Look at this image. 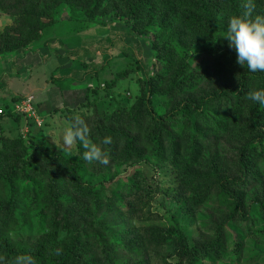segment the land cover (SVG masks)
Instances as JSON below:
<instances>
[{"label": "trees", "instance_id": "obj_1", "mask_svg": "<svg viewBox=\"0 0 264 264\" xmlns=\"http://www.w3.org/2000/svg\"><path fill=\"white\" fill-rule=\"evenodd\" d=\"M12 1L0 0V10L8 15H14L13 12L16 10L7 6ZM40 1L42 0H20L22 3L17 7H24L26 4L34 5ZM58 1L61 3L59 8L68 6L71 19L75 23L73 17L75 10L73 9L77 8L74 1ZM91 1H93L92 4L94 3L99 7L106 0ZM119 1L124 4L132 18L138 16L144 9H148L150 2V0H134L133 3H131V0ZM235 1L229 0V4L234 15H238L241 11H239ZM158 2L165 7V13L161 16L159 28L155 33H151L150 26L146 29L148 33H144L142 30L137 31L136 28L132 27L126 29L125 36L114 25L110 27L104 22H98L91 19V17H87L88 22L78 21L80 25L73 23L74 38H78H76L77 45L68 47L59 39L56 41L47 40L44 43L46 48L51 46L56 48V56L59 58L65 56L69 60V67L57 68L48 80V84L59 88L63 93L78 87L85 89L87 91L86 101L90 100V95L97 93V89L92 88V85L106 78L104 75L111 68L114 60L135 58V62L138 64L137 67L143 64V56L147 52V45L142 39L146 37L145 34L150 32L147 37L150 39L149 46L153 52V57L161 62L166 59L162 63H165L167 68L177 69L172 73L171 87L164 94L172 95L173 92H176L183 95L188 94V98L183 99L173 110L160 113L156 109L153 99L154 96L163 94L158 93L161 84L158 85L153 79L151 81L148 79L141 81L142 95L139 98V107H145V114H142L144 123L139 125L138 131L143 132L145 129L150 130L156 127V132L150 142L155 147L153 156L158 162L163 161L165 156H169L166 150L161 147L162 140L166 139L171 146L170 152L172 155L170 160L176 169L181 167L183 169L186 166V169L195 172L203 168L204 165L202 164L209 158L205 164L208 166L201 170L203 174H198L201 180L200 183L212 184L211 188L217 189L219 195L231 203V206H233L231 210L233 211L227 223L232 221L233 225L239 224L250 234L255 233L260 226L264 225V217L261 215V211L264 212V202L257 198L250 200L249 195L255 193L260 185L264 184V105L254 103L246 99L245 96L249 90L264 89V72H250L246 65L242 67L237 64L238 67H235V72H237L238 79L236 76L235 83L225 85L219 90L211 89V91L197 97L194 94L196 86H199L200 82L206 80V78L221 77L225 73V68L229 65L230 57L236 56L235 50L228 46L226 39L222 38L227 27L219 18L220 8L217 5V0H159ZM17 4L18 1H16ZM93 7L91 5L90 16L95 12ZM176 7L192 10L193 14L179 13ZM36 9L29 10L27 8L15 21L14 25L11 24V26L5 28L0 37L6 31L8 33L12 32L14 36L6 35L4 38H0V58L19 52L25 54L37 42L44 39L43 35L46 36L47 31L52 29L58 14L56 11H53L54 21L40 23V27L37 28L31 38H26L29 34L26 37L22 35L23 32L27 31L25 27L29 25V22L38 19V15L35 13ZM178 13L179 16H177ZM173 17L183 18L190 25L197 38L206 40L208 50L196 56L188 54L181 47L183 45L181 40L172 36L170 24L167 27L168 20ZM21 37L26 38V40H15ZM113 51L119 52V57H114ZM174 65L175 67H173ZM145 69L142 65L144 73H146ZM130 72L128 70L124 74L118 73L117 78H126ZM104 87L105 90L108 89L109 94H112L114 88L111 85H104ZM23 99L19 96H13L8 101L4 100L3 105L0 106L2 111L0 122L14 119L18 125H24L22 120L24 116L14 112L15 105L21 103ZM85 108L88 109V105L81 107L83 115H87ZM77 112L75 113L77 114ZM175 118H183L189 124L181 129L182 132L178 136L169 126ZM69 119L71 120V117ZM85 120L88 122L90 118H85ZM233 121L238 122L236 130L241 132L244 139L239 142L235 141L237 147H234L231 151V155L236 154L235 162L224 163L225 159L222 158L219 149L221 147L220 143L222 139H227L226 137L230 136L231 129L234 127H232ZM109 131L112 136L115 135L113 130ZM183 131L185 132L183 133ZM40 138L36 137L33 139L34 141H31V144L25 143L23 139L19 138L21 140L17 142L22 144L24 153L17 155V160L14 162H10L5 157H2L1 161L0 157V171H9L7 175H1L0 178L1 187L9 190V198L0 202V219L1 215H4L2 218L6 221L3 224L0 222V226L5 229L12 217H20L23 221L24 216H22L19 206L24 203L23 197L30 195L28 194L30 190H33L34 193H45L50 206L39 214L36 224H38L39 231H43L45 226L51 228V233L47 235V239L51 243L55 242V252L58 249L61 250L60 254L53 257L49 264L96 263V259L89 258L90 251L86 249L87 232H90V230L86 228L87 231H79L73 221V213L67 209L69 199L64 195V192L69 176H71L77 192L87 193L93 198L94 201L90 203L96 209H101V194L99 193L103 192L108 195L109 188L113 185H123L125 187L129 198L126 200L119 197V204L126 208L127 216L135 223L137 247L131 244L133 247L130 255L137 254L140 258L139 264L150 263L149 258L145 259L141 250L149 253V249L155 246H158V248L167 247L173 239L177 242L178 253L175 258H170L166 264H199L200 256L206 258L210 250L219 251L222 254L223 249L226 248L225 246L231 242L230 238L232 239L231 245L233 243L237 250L240 249V235L235 233L234 230H228L227 223L219 227L216 238L207 247H192L178 221L172 218L173 227L166 230L164 218L156 211H151L150 201L155 196V190L151 187H148L149 190L145 192L140 190V187H135L131 180L122 181L121 179L110 186L84 185L77 163L65 158L63 154L52 153L49 149L50 143L48 140ZM135 140L136 138L131 136L127 138L125 156L129 161L141 160L148 156L150 152L148 149H138L139 144ZM33 142H37L36 145L38 146L33 147L36 146ZM31 147L37 149L35 151L37 153L36 157L33 153H30ZM77 149L79 154L82 155L84 149L79 142ZM214 149L217 150L216 154L212 153ZM210 155H213V157L210 158ZM93 164H95V173L102 172V170L106 171L108 168L105 164L99 162ZM21 179L23 183L20 181ZM19 183H22L23 186L21 187ZM111 194L112 196H108H115L113 191ZM50 213L53 217H49ZM92 217L98 220L97 215ZM24 226L27 227L28 225L24 223ZM2 229H0V255L12 259L18 254H28L18 249L17 245L11 244L2 233ZM102 229H104V226ZM63 232L67 233L68 236L58 242L59 236ZM96 233L98 234V231ZM232 233L236 235L232 236L233 238L230 235ZM101 234L102 232L98 234V237L102 236ZM107 244V239H101L97 250L99 252L104 251L107 254ZM29 255L34 258L35 264L43 260L41 253L35 255L29 253ZM105 258L111 262L109 254L107 257L105 255Z\"/></svg>", "mask_w": 264, "mask_h": 264}, {"label": "rangeland", "instance_id": "obj_2", "mask_svg": "<svg viewBox=\"0 0 264 264\" xmlns=\"http://www.w3.org/2000/svg\"><path fill=\"white\" fill-rule=\"evenodd\" d=\"M16 1H18L17 5ZM73 1L77 8L73 9L75 10L73 12L75 23L71 19V12L68 6L59 8L61 3L58 0H42L34 5L26 4L24 7H17L22 3L20 0H13L7 6L16 10L13 12L14 15H8L0 10L1 35L5 28L11 26V24L14 25L15 21L19 19L27 8L29 10L37 8L35 13L38 15V19L29 22V25L25 27L27 28V33L23 32L22 34L24 37L29 34L26 38H31L34 35L37 28L40 27V23L54 21L52 17L53 11L58 13L54 26H51L52 29L47 31V35H43L44 39L32 46L31 50L26 52L24 56H19L20 53H18L0 58V77L3 76L4 78L0 79L2 88L0 106L4 103L2 97L7 96L6 93L9 91L25 94L29 91L32 92L35 86L40 89L45 88L47 85L45 81L51 77V70L54 72L58 68L60 61L55 59L56 48H52V46L46 48L44 43L47 40L56 41L59 39L68 47L77 45L78 38H74V24L80 25L78 21L88 22L87 17H91V19L104 22L110 27L114 25L118 28L117 30H120L126 36V29L132 27L136 28L137 31L142 30V32L148 33L146 29L150 26L151 33H155L159 28V20L165 13V7L158 2L159 0H150L148 9H144L141 13L139 12L140 14L134 18L129 15L128 10L119 0H106L99 7L94 3L92 4L93 1L91 0ZM133 2L134 0H131V3ZM235 3L239 11L242 12L241 4L243 0H236ZM255 3L256 12L254 15L264 14V0H255ZM91 5L94 6L93 10L95 11L92 15L93 17L89 15ZM217 5L220 8L219 18L227 27L229 18L234 15L229 0H217ZM30 7L32 8L30 9ZM176 8L179 13L193 14L192 10L187 8ZM179 13L177 16H179ZM169 24L172 36L181 40L183 44L181 47L188 54L196 56L208 50L206 40L197 38L190 25L183 18H170L167 27ZM149 34H145L146 37L142 39L147 45V52L143 56L142 64L146 68V73L143 72L142 65L137 67L138 64L135 62V58L114 60L111 68L104 75L106 78L92 85V88L97 89V93L90 95V100L86 101L87 91L78 87L63 93L67 108L56 115L45 114V120L47 121L40 116V109L34 101L33 106L37 118H29L23 115V126L18 125L14 119L0 122L1 161L2 157H5L10 162H14L17 160V155L24 153L22 144L17 142L18 140L23 139L25 143L31 144V141H34L33 139L36 137L46 138L50 143L49 149H51L52 153L63 154L65 158L77 163L84 185L110 186L121 179L122 181L131 180L135 187H140V190L145 192L149 190L148 187H151L155 190V196L150 201V209L151 211H156L164 218L166 230L173 227L171 220L175 219L184 229L192 247H207L216 238L219 227L227 223L233 211L231 210V208L233 209L231 203L220 196L217 189L211 188L212 184L200 183L201 180L198 174H203L201 170L208 166L205 164L209 158L202 164L204 167L198 171L188 170L186 166L183 169H181L182 167L176 169L170 160L172 155L170 152L171 146L166 139L162 140L161 147L166 150L169 156H165L161 162H158L153 156L155 147L150 142L156 132V127L150 130L145 129L143 132L138 131L139 125L144 123L142 114H145V107H139V98L142 95L141 81L146 79L151 81L153 79L158 85L161 84L158 88V93L163 94L154 96L153 99V103L160 113L173 110L183 99L188 98V94L183 95L176 92H173L172 95L164 94L171 87L172 73L177 69L167 68L165 63H162L166 59L161 62L153 57V52L149 46L150 39L147 37ZM6 35L14 36L12 32L8 33L6 31L0 38H4ZM26 38L21 37L15 40L22 41L26 40ZM44 51L46 52L44 53ZM46 53H49L50 57L44 56ZM112 54L117 58L120 53L113 51ZM45 58H48V60H45ZM235 67H238L236 56H231L229 65L225 68V73L221 77L217 78V76H214L211 79L206 78V80L200 82V85L196 86L194 94L200 97L207 91H211V89L219 90L225 85L235 83L237 76ZM128 70L131 72L128 73L126 78H117L118 73L124 74ZM10 71L12 72L10 73ZM104 85H111L114 88L112 94H109L108 89L105 90ZM86 104L89 108H85V112L88 113L90 111L92 113L91 116L83 115L81 107L87 106ZM75 112L84 119L90 118L87 122L91 129L90 138L108 155L109 163L106 165L108 167L106 171L102 170V172L95 173V164L89 165L80 159L79 155H77L79 153L77 149L78 143L71 149H65L62 142L63 130L69 125L71 121L69 118L76 115ZM237 123L233 121L232 127H234L231 129L230 136L226 137L227 139H222L220 143L221 147L219 149L221 150L222 158L225 159L224 163L235 162L236 154L231 155V151H233L234 147H237L235 141L239 142L244 139L241 136V132L236 130L238 128ZM188 125L185 119L175 118L169 126L178 136L182 132L181 129ZM109 130H113L115 135L112 136ZM130 136L136 138L135 141L139 144L138 149H148L150 151L148 156L141 160L129 161L126 159L127 138ZM105 137H111V144L104 145L101 143ZM33 144L36 145L37 142H33ZM33 147L29 151L36 157L37 153L35 151L37 149H32ZM216 152L217 150L214 149L212 153L216 154ZM211 157L213 155H210ZM4 162L6 161L4 160ZM8 172V170L0 171V178L1 175H7ZM20 181L23 183L22 179ZM22 183H19L21 187L23 186ZM65 188L64 195L69 199L67 209L73 213V221L76 227L79 231H87L86 228L90 230V232H87L88 241L86 243V249L90 251L89 258L96 259L95 264H139V256L137 254L130 255L133 247L131 244L137 247L135 223L127 216L126 208L119 204V197L126 200L129 198L125 187L123 185H113L109 188L108 195L112 196L111 192L113 191L115 193L113 197H109L103 192L99 193L101 194V209H96L94 205L92 206L90 202L94 200L87 193L76 191L71 176H69L68 184ZM28 194L30 195L24 196V203L19 206L20 212L24 216L23 221H21L20 217H12L8 221L7 227L2 229L0 226V229L8 238V241L17 245L21 251L34 255L41 253L43 260L36 262V264H49L51 259L56 257L55 242L51 243L47 239V235L51 233V228L45 226L43 231H39L36 223L37 217L50 206V202L45 193H34L33 190H30ZM8 198L9 190L0 185V202ZM255 198L264 202V184H261L255 193L249 195L250 200ZM261 213L262 217H264L263 210ZM93 215H97L98 220L102 224L94 219ZM2 217L4 215H1V224L6 222ZM49 217H53V215L50 213ZM24 223L28 226L25 227ZM227 224L228 230H234L235 233L240 235V249L237 250L233 243L231 245L232 239L230 238L231 242L225 246L226 248L223 249L222 254L219 251L210 250L206 258L200 256L199 264H264V225L260 226L255 233L250 234L239 224L233 225L232 221ZM103 226L104 229H102ZM96 231H98V234L102 232V236L98 237ZM230 235L231 237L236 236L233 233ZM67 236V233H61L58 242ZM101 239H107L108 241L107 254L104 251L99 252L97 250ZM167 247L158 248V246H155L149 249V253L143 250L141 252L145 259L149 258V264H166L170 258H175L178 253L176 240L173 239ZM108 254L111 256V262L105 258V255L107 257Z\"/></svg>", "mask_w": 264, "mask_h": 264}, {"label": "clouds", "instance_id": "obj_3", "mask_svg": "<svg viewBox=\"0 0 264 264\" xmlns=\"http://www.w3.org/2000/svg\"><path fill=\"white\" fill-rule=\"evenodd\" d=\"M243 11L233 15L228 20L226 32L223 39H226L228 46L236 52V62L242 67L247 66L250 72H264V14H255V0H243L241 4ZM238 79V76H237ZM246 99L264 105V89L249 90ZM88 116L92 113L89 111ZM91 129L86 120L76 114L71 118L69 125L63 130L62 142L65 149H71L78 142L84 151L79 155L80 159L91 165L99 162L107 165L109 163L107 153L91 138ZM111 137H105L101 143L111 144ZM61 250L56 251V255ZM0 264H35L34 258L29 254H18L9 259L0 255Z\"/></svg>", "mask_w": 264, "mask_h": 264}, {"label": "crops", "instance_id": "obj_4", "mask_svg": "<svg viewBox=\"0 0 264 264\" xmlns=\"http://www.w3.org/2000/svg\"><path fill=\"white\" fill-rule=\"evenodd\" d=\"M46 51H44L45 53ZM19 56H24V53L19 52ZM18 54V53H17ZM55 54V53H54ZM50 57V54H44V56ZM48 60V58H45V60ZM56 60H59L60 62L58 63V68H68L69 67V60L67 57H61L59 58L58 56L55 57ZM57 69V68H56ZM55 69V70H56ZM109 71V70H108ZM12 71H10L11 73ZM51 73H53V70H51ZM52 75V74H51ZM50 75V76H51ZM0 77V79H2ZM51 77L47 78L45 83L47 84L45 88H37L36 86L33 87L32 92H26L25 94L19 93V92H14V91H9L7 92V96H3L2 99L8 101L10 100L13 96H19L22 98H26L28 96H33L34 101L37 104V106L40 109V116L44 118L45 120V114H50V115H56L57 113H61L62 110H65L67 108L65 101H64V95L63 92L51 85L48 84V80ZM4 79V78H3ZM1 84H0V92H1ZM55 113V114H54ZM47 121V120H45Z\"/></svg>", "mask_w": 264, "mask_h": 264}, {"label": "built area", "instance_id": "obj_5", "mask_svg": "<svg viewBox=\"0 0 264 264\" xmlns=\"http://www.w3.org/2000/svg\"><path fill=\"white\" fill-rule=\"evenodd\" d=\"M33 105H34V97L28 96L25 99H23L21 103L15 105L14 112L16 114L24 115L29 118H37L35 115V109ZM1 114L2 111L0 110V115Z\"/></svg>", "mask_w": 264, "mask_h": 264}]
</instances>
